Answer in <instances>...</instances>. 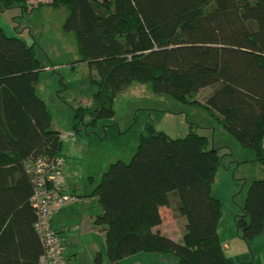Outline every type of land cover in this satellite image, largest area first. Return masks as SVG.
Returning a JSON list of instances; mask_svg holds the SVG:
<instances>
[{
    "label": "trees",
    "instance_id": "1",
    "mask_svg": "<svg viewBox=\"0 0 264 264\" xmlns=\"http://www.w3.org/2000/svg\"><path fill=\"white\" fill-rule=\"evenodd\" d=\"M28 0H5L25 9ZM64 7V31L75 35L80 61L97 74L92 110L82 119L112 117L115 96L131 83L202 109L238 144L252 152L264 174V0H49ZM44 65L33 44L0 28V264H42V242L30 203L32 175L25 164L37 155L60 154V132L36 94ZM209 87L204 101L199 90ZM221 164L217 148L192 127L170 137L146 125L129 161L116 160L100 175L89 196L101 212L93 223L104 231L106 264L138 252L172 253L177 264H233L220 244L221 203L211 183ZM184 224L181 242L161 233V208ZM239 237L264 233V177L248 185ZM102 263L101 253L93 258ZM254 264H259L255 259Z\"/></svg>",
    "mask_w": 264,
    "mask_h": 264
},
{
    "label": "rangeland",
    "instance_id": "2",
    "mask_svg": "<svg viewBox=\"0 0 264 264\" xmlns=\"http://www.w3.org/2000/svg\"><path fill=\"white\" fill-rule=\"evenodd\" d=\"M4 1L0 0V28L7 36H17L28 45L33 44L36 57L45 66L38 75L36 94L45 101L51 115L50 128L60 132L59 151L65 155L66 165L77 173L89 171L97 182L110 163L130 160L146 125L152 124L170 137H183L192 127L198 134L207 136L221 156L211 183V195L221 203L217 233L225 256L233 264H254L260 255L264 264V236L245 242L234 225L248 185L264 177L261 165L251 160L252 152L241 147L202 109L165 93L153 92L149 84L138 82L115 96L112 117L100 118L91 124L90 115L85 114L79 133H73L75 110L95 107L93 95L97 86L91 79L97 78V74L86 61L79 60L74 32L61 28L67 10L51 7L46 4L49 0H28L24 10L18 5L6 7ZM209 91V87L199 90L197 99L204 101ZM161 215V229L181 242L184 224L181 216L170 207L161 208ZM69 217L79 220L81 214ZM82 221L88 222L86 218ZM65 234V253L70 258L74 253L71 264H96L93 261L96 253L92 257L89 252L96 248L93 245L104 246L101 233L89 230L81 235L75 229ZM100 253L101 264H106L104 249ZM116 264H177V258L172 253L138 252L121 258Z\"/></svg>",
    "mask_w": 264,
    "mask_h": 264
},
{
    "label": "built area",
    "instance_id": "3",
    "mask_svg": "<svg viewBox=\"0 0 264 264\" xmlns=\"http://www.w3.org/2000/svg\"><path fill=\"white\" fill-rule=\"evenodd\" d=\"M65 157L37 155L25 164L26 171L32 175L33 190L29 198L36 214L34 229L39 236L43 251L42 264H68L64 254V240L51 224L54 207L74 203V193L63 189V167Z\"/></svg>",
    "mask_w": 264,
    "mask_h": 264
},
{
    "label": "crops",
    "instance_id": "4",
    "mask_svg": "<svg viewBox=\"0 0 264 264\" xmlns=\"http://www.w3.org/2000/svg\"><path fill=\"white\" fill-rule=\"evenodd\" d=\"M35 92H36V86H35ZM72 132H73V130H72ZM59 153H60V151H59ZM60 154L65 157L64 154H62V153H60ZM63 177H64L63 189H65L66 191L74 193L77 197V200L74 203H71L68 205L54 207L52 217H51V224H52L53 229L55 231H57V233L63 238V240H64L63 254H64V257H65L67 263L71 264L70 259L72 257H74V253L71 254V258L68 254L65 253L66 242H67V237L65 236L66 235L65 232L66 231L70 232V231L77 229L78 232L82 235L86 231L95 230V231L101 233L102 236L104 237V231L101 230L100 226H96L95 224H93L94 216L101 212V208H100L96 198L88 195L89 192L91 191L93 185L96 182V178L92 174H90L89 171H87L85 173H80V172L77 173L76 169L72 168L70 165H66V157H65V164L63 167ZM75 213L81 214V217L79 220L70 219L69 216L74 215ZM83 218L84 219L86 218L88 222L86 221L87 223H84V221H82ZM181 219H182V217H181ZM70 223H72V225H70ZM161 224L162 223H160L157 227L160 230V232L170 236L171 238H174V236L171 233H168L165 230L161 229ZM259 236H264V233H262ZM174 239H176V238H174ZM93 247H96V248H94V250L89 252V254L92 257L94 256L95 253H97V252L100 253L101 249L105 250V244H104V246L102 244V248H100V246H96V245H93ZM259 256L260 255L256 256V258L258 259L259 264L260 263L263 264V259L261 258V256L260 257Z\"/></svg>",
    "mask_w": 264,
    "mask_h": 264
}]
</instances>
